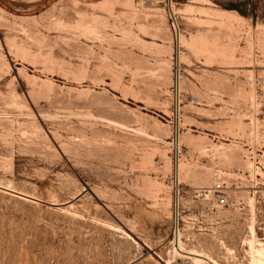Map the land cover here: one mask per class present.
<instances>
[{
  "label": "rangeland",
  "instance_id": "obj_1",
  "mask_svg": "<svg viewBox=\"0 0 264 264\" xmlns=\"http://www.w3.org/2000/svg\"><path fill=\"white\" fill-rule=\"evenodd\" d=\"M171 1L0 0V264H171L177 191L264 264V0Z\"/></svg>",
  "mask_w": 264,
  "mask_h": 264
},
{
  "label": "bare ground",
  "instance_id": "obj_2",
  "mask_svg": "<svg viewBox=\"0 0 264 264\" xmlns=\"http://www.w3.org/2000/svg\"><path fill=\"white\" fill-rule=\"evenodd\" d=\"M168 7H169L170 15L171 16H174L173 2L171 0H169ZM173 26L175 28V38H176V45H177L176 54H177V59L179 60L180 30L178 29V26H177V23L176 22H174ZM179 79H178V77L176 79V85H177L178 88L180 87L179 86L180 85L179 84ZM176 137H177V139L179 137L178 131L176 133ZM179 170H180V168H179V160H177V163H176L177 183H179ZM174 201H175V210H174L175 211V214L174 215H175V220L177 222V220L179 221V219H178L179 218L178 217L179 214H178V210H177V208L179 206L178 191H177V194L175 195V200ZM252 232L254 233V229L253 228H252ZM172 248H173V250H174L175 253L180 254V255H189L192 258H194L196 261H198V262H204V261H206L208 263L216 264L215 261L208 254H206V253H204L202 251L195 250V249H191V250L186 249L184 247V243H183V240H182V233H181L180 228H179V230H176V236H175V239L173 241ZM258 253L262 257H264V250H260V251H258Z\"/></svg>",
  "mask_w": 264,
  "mask_h": 264
},
{
  "label": "built area",
  "instance_id": "obj_3",
  "mask_svg": "<svg viewBox=\"0 0 264 264\" xmlns=\"http://www.w3.org/2000/svg\"><path fill=\"white\" fill-rule=\"evenodd\" d=\"M210 192H211V195L215 197V201L217 205L225 206L231 202V197L229 196V194H227V186L223 182L214 183ZM176 230H179L178 220L177 222L176 221L174 222V228H173V233H172L173 237H172V240L170 241L171 248L173 246V241L176 236ZM171 264H213V263H208L206 261L198 262L189 255H179V254L176 255L173 250Z\"/></svg>",
  "mask_w": 264,
  "mask_h": 264
}]
</instances>
